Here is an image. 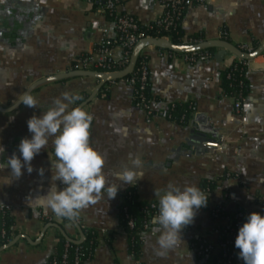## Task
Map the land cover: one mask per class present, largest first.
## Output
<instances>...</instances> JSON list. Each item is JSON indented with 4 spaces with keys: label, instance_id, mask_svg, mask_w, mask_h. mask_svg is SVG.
I'll return each instance as SVG.
<instances>
[{
    "label": "crops",
    "instance_id": "crops-1",
    "mask_svg": "<svg viewBox=\"0 0 264 264\" xmlns=\"http://www.w3.org/2000/svg\"><path fill=\"white\" fill-rule=\"evenodd\" d=\"M122 1L119 9L142 23L152 22L162 12L157 0ZM181 25L185 35L201 32L205 40H214L220 39L224 29L232 44L259 45L264 40V0H211L187 9ZM104 29L114 36L112 24L84 0H0V107L12 105L44 76L72 71V62L83 52H92ZM121 53V47L115 46L114 57ZM144 53L151 91L158 98L152 101L155 112L149 121L146 112L133 103L132 87L121 79L106 82L108 94L95 96L82 107L93 117L90 142L105 157L106 178L121 185L114 199L109 200L105 192L76 218L100 236L93 257L84 264H201L194 241L205 237L216 242L213 229L221 222L212 217L210 209L223 206L228 212L236 208L250 211L255 208L256 196L264 195V51L249 60V92L239 110L234 98L223 94L219 80V72L236 58L232 53L227 52L221 61L213 56L192 63L182 54L161 53L153 46L146 47ZM98 57L92 52V59ZM98 84L99 80L90 76L45 82L29 93L36 98L37 107L21 102L11 111H0V165L13 154L20 155L21 140L32 136L27 121L33 115H42L65 91L90 95ZM188 100L194 101L196 109L187 126L162 114L168 104ZM194 126L207 131L210 141L205 144L212 149L188 156L185 139ZM176 152L178 160L167 165ZM130 154L142 162L136 169L140 179L134 185H122L116 173L125 165L131 167ZM55 161L50 138L47 148L32 160L31 173L25 167L16 179L10 168L0 167V210L7 209L13 217L16 233L11 240L21 234L28 238H19L2 250L0 264H49L55 254L56 228L45 223L43 216L57 217L46 211L38 198L51 186H65L54 179ZM223 174L209 193L207 206L182 230L177 246L158 253L156 225L144 234L139 258L130 254L127 237L118 225V206L129 186L136 187L140 199L158 201L155 189L163 192L168 184L200 188L202 178ZM226 174H230L227 179ZM65 232L72 240L81 237L74 222L65 225ZM107 232L112 233L110 243Z\"/></svg>",
    "mask_w": 264,
    "mask_h": 264
},
{
    "label": "clouds",
    "instance_id": "clouds-1",
    "mask_svg": "<svg viewBox=\"0 0 264 264\" xmlns=\"http://www.w3.org/2000/svg\"><path fill=\"white\" fill-rule=\"evenodd\" d=\"M80 99L78 93L65 91L52 101V105L42 115H33L28 121L31 138L21 140L18 149L20 155L13 154L0 167L11 169L19 179L27 171H33L32 160L47 148L50 138L56 157L52 163L54 179L65 185L62 189L51 186L46 195L38 197L43 201L45 210H50L57 218L73 220L80 213L95 205L106 192L109 200L114 199L121 185L108 181L104 173L106 163L104 155L90 142V128L93 117L82 107L70 109ZM25 106H38L36 98L26 93L20 99ZM22 157V159H21ZM131 167L125 165L116 176L122 185H134L139 178L140 158L129 155ZM43 169H41V174ZM158 199V214L152 223L157 225L158 253L163 254L181 242L182 230L193 223L197 211L207 206L208 195L196 185L183 188L168 184L161 192L155 189ZM239 258L245 264H264V215L259 212L249 214L240 227L235 241Z\"/></svg>",
    "mask_w": 264,
    "mask_h": 264
},
{
    "label": "trees",
    "instance_id": "trees-1",
    "mask_svg": "<svg viewBox=\"0 0 264 264\" xmlns=\"http://www.w3.org/2000/svg\"><path fill=\"white\" fill-rule=\"evenodd\" d=\"M122 3V0H119ZM99 3H104V0H97L93 3V7L96 8ZM103 16L106 20L112 21L114 20V15L109 12L103 13ZM183 16L178 17L174 23L164 28L163 26L157 25L155 21H152L148 24H143L140 22L138 25L137 31H142L147 35L151 36H166L170 39V41L174 44H194L198 42L205 41V38L201 32H194L188 35H185L181 20ZM120 37H123L122 33L117 32L114 39H110V43H99L94 45L92 52L98 49L100 46H117L122 40ZM220 39L230 42V39L227 35V32L223 29L220 34ZM231 43V42H230ZM236 48L240 51H244L242 44H234ZM258 45L256 43L252 44V50H254ZM158 48V47H156ZM162 51H168L172 54H182L193 56L196 61L204 58H212L214 54L217 52V48H207L203 50H198L195 52H177L168 49L158 48ZM132 49L128 50L130 57L132 54ZM92 52H83L80 54L76 60H74L71 64V70H77V61L82 58H89L92 55ZM130 61V60H129ZM128 62L123 61L122 59H114L108 57L101 64L94 63L90 66L91 71H103L107 68L111 70H120L126 67L129 64ZM148 61V56L143 52L138 54L136 62L134 64L133 70L121 78V80L134 79L133 83V103L135 104L140 99V94L144 98V101L149 104L151 101L158 100L156 96L152 94L151 91V82L150 78H148L141 82L140 74L141 67L145 65ZM248 66L243 64V60L241 58L236 57L235 60L230 63L227 67L219 72V80L222 92L225 96L238 98L242 101L245 100L247 94L249 92V84L246 78ZM119 80V79H117ZM116 81V80H112ZM111 81H108L110 83ZM143 84V88H140ZM80 99L76 101L74 107L79 106L82 102H84L89 94L86 92L78 93ZM107 95L108 90L104 89V85H102L96 96ZM196 109V105L194 101H176L167 105L166 109L162 112L168 119L187 126L190 123V120L194 114ZM155 111L152 110V113ZM224 178V174L222 176H218L216 178H202L199 182L200 189L206 194L215 189L218 186V181ZM208 204V202H207ZM214 208H218L217 206L210 209V213ZM237 209V208H236ZM235 209V210H236ZM250 214L252 213L249 212ZM158 214V201L156 200H142L138 196V192L135 186H129L122 197V200L118 206V225L123 229L127 240H128V250L132 256L136 259L139 258L141 254V244L143 240L144 234L151 230L154 226L152 223L153 216ZM212 215V214H211ZM226 216L232 218L233 212H228L225 209H220L217 213V217L219 220L224 219ZM43 220L45 223H49L50 226H54L57 232V244L55 247V254L49 260V264H52L53 261H56L57 264H61L63 259L66 260L65 264H84L86 261L90 260L93 257L94 249L97 246L100 236L98 231L94 228H87L82 226L76 219L74 221L79 225L80 230L83 233V240L80 243H75L73 240H69L67 237L69 235L65 232V225L67 223L74 222L73 220H69L66 218H53L50 216H43ZM219 236L220 240L227 241L229 240V247L234 250V252L238 253V248L235 247L236 239L229 238L225 236L223 233L224 225L220 222L218 224ZM187 226L185 227V229ZM14 230V220L9 211L5 208L0 210V246L6 244L11 240V238L15 235ZM112 233H106V240L108 243L111 242ZM70 238V237H69ZM71 239V238H70ZM195 246L198 249L203 248V243L199 240L194 241ZM219 253L211 254L207 257L203 264H213L216 259L219 257ZM65 256V257H63ZM199 258V257H198ZM245 264V263H244Z\"/></svg>",
    "mask_w": 264,
    "mask_h": 264
},
{
    "label": "built area",
    "instance_id": "built-area-1",
    "mask_svg": "<svg viewBox=\"0 0 264 264\" xmlns=\"http://www.w3.org/2000/svg\"><path fill=\"white\" fill-rule=\"evenodd\" d=\"M90 5H93V3L97 0H84ZM211 0H157V2L160 4L162 8L161 14L153 21L157 23L159 26H163L164 28H167L171 26L174 21L180 17L183 16L185 11L191 7L194 6H200L204 5L206 3H209ZM121 3L119 0H104V3H99V5L96 7L98 12H100L102 15L105 12H109L110 14L114 15V20L109 21L114 30L115 34L114 36H109L107 29H104V35L100 43H110V39H114L117 32L122 33L123 37H120L122 42L117 45L121 47L122 53L119 58H115L113 51L114 47L116 46H105L102 45L98 49L94 51L99 57L98 59L94 60L92 59V55L89 58H82L77 61V70H91L90 66L94 63L101 64L103 61H105L106 58L111 57L114 59H122L125 62H128L130 60V54L128 50L132 49L135 44L140 41L141 39L148 38V37H163L167 38L166 36H151L147 35L142 31H137L138 25L140 24V21L132 14L126 13L124 11H121L120 8ZM150 23V22H149ZM148 24V23H143ZM149 47V46H148ZM154 47V46H153ZM244 52H251L252 47L246 44L242 45ZM145 48L141 51L144 53ZM160 52H166L167 54L172 55V53L168 51H161ZM145 54V53H144ZM184 59L190 63L195 62L196 59L193 56L183 55ZM243 64L248 66L249 59H242ZM127 66V65H126ZM124 69V68H123ZM122 70V69H120ZM120 70H111L107 68L106 70L99 71L103 73H111L116 72ZM148 65L147 63L141 67V74H140V80L141 82H144L148 78ZM126 83H128L133 90V83L134 79H127L125 80ZM140 88H143V84ZM133 100V96H132ZM242 100L238 98H234V107L236 110H239L242 105ZM136 106L142 108L146 112L147 120L149 121L152 113V101L147 104L144 101V98L140 94V99L135 103ZM226 179L230 177V174H226ZM255 208L253 210H245L243 208H237L233 211V216L230 218L229 216H226L224 219L220 220L221 223L224 225L223 233L225 236H228L229 238L236 239L239 233L240 227L246 222L249 212H259L262 215H264V195H258L255 198ZM218 208H214V211L212 210V217L217 218V213L220 209H224L223 206H217ZM56 217V216H55ZM218 224L214 227L213 232L217 235V241L212 242L209 241L205 237H200L199 240L203 243V248L198 249L196 247V252L198 254V257L201 261V264L204 263V261L207 259V257L211 254H217L219 253V257L216 259V261L213 264H244L245 262L239 258V251L236 254L233 249L229 247V240L224 241L220 240L218 238L219 236V229ZM152 230V229H151ZM149 230V231H151ZM65 257V256H63ZM66 260L63 259L61 261V264H65ZM52 264H57L56 261H53Z\"/></svg>",
    "mask_w": 264,
    "mask_h": 264
},
{
    "label": "water",
    "instance_id": "water-1",
    "mask_svg": "<svg viewBox=\"0 0 264 264\" xmlns=\"http://www.w3.org/2000/svg\"><path fill=\"white\" fill-rule=\"evenodd\" d=\"M148 46H154V47L168 49V50L177 51V52H195V51L203 50V49H207V48H217V52L214 54V58L217 61H221L222 57L227 52L232 53L233 55H235L238 58L250 60V59H253L255 56L261 54L264 51V40L251 52H244V51H240L238 48H236V46L234 44L227 42V41H224V40H221V39L205 40V41L194 43V44L180 45V44H174L170 41V39L163 38V37L144 38V39H141L140 41H138L135 44V46L133 47L129 64L124 69H122L120 71H116V72H111V73H103V72L91 71V70H72V71L63 72V73H59V74H52V75L44 76V77L40 78L39 80L35 81L31 86H29L26 89V91L18 98V100L16 102H14L12 105H10L6 108L0 107V111H11V110L15 109L21 103L19 99L24 94L30 93L35 87H37L38 85H40L42 83L49 82V81H58V80H63L66 78L78 77V76H90V77L97 78L99 80L98 86L89 95V97L79 105V107H83L93 97L96 96L99 88L102 85H104L106 82L121 79L124 76H126L127 74H129L133 70L134 64H135L136 59L138 57V54L144 48H146ZM206 132L207 131L205 129H196L195 126L190 128L189 135L185 139V144H186L187 150L189 152L187 154L188 156L193 155V154H195V155L204 154L205 152L210 151L212 149L211 148L212 146L205 144L206 141H210L209 140L210 138L206 136ZM178 158H179V156H178V153L176 152L175 156L170 157V160L167 162V165H170L171 162L177 161ZM73 221H74V219H73ZM74 223H75L76 227L78 228L81 237L79 240H73V241L75 243H80L83 240L84 236H83L82 231L80 230L79 225L75 221H74ZM45 230H46V228H44V230H42L40 237H39V240L42 238ZM19 238L28 239L23 234L18 235L15 239H13L10 242L0 246V252L4 249H7L10 246L14 245ZM67 238L69 240H72L69 237H67Z\"/></svg>",
    "mask_w": 264,
    "mask_h": 264
}]
</instances>
